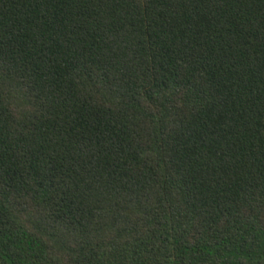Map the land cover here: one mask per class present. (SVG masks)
<instances>
[{"label":"trees","instance_id":"trees-1","mask_svg":"<svg viewBox=\"0 0 264 264\" xmlns=\"http://www.w3.org/2000/svg\"><path fill=\"white\" fill-rule=\"evenodd\" d=\"M0 264H264V0H0Z\"/></svg>","mask_w":264,"mask_h":264}]
</instances>
